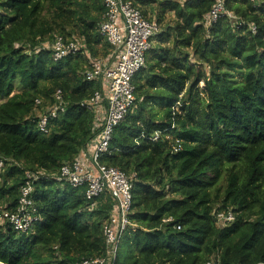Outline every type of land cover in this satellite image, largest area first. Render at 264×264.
<instances>
[{"label": "trees", "instance_id": "1", "mask_svg": "<svg viewBox=\"0 0 264 264\" xmlns=\"http://www.w3.org/2000/svg\"><path fill=\"white\" fill-rule=\"evenodd\" d=\"M135 2L161 27L133 79L135 105L100 158L132 182L134 226L112 264H264V0H226L216 20L214 0ZM104 10V0H0V203L16 205L25 169L46 171L33 228L0 223V264H74L105 252L111 196L89 210L84 186L57 180L98 135L82 103L102 85L83 73L90 57L111 52L99 32ZM57 35L84 47L55 60L45 44ZM57 90L66 110L46 134L36 111ZM220 211L235 220L218 225Z\"/></svg>", "mask_w": 264, "mask_h": 264}, {"label": "built area", "instance_id": "2", "mask_svg": "<svg viewBox=\"0 0 264 264\" xmlns=\"http://www.w3.org/2000/svg\"><path fill=\"white\" fill-rule=\"evenodd\" d=\"M256 1V0H250ZM210 20H216L226 13V0H214ZM104 14L99 32L113 49L114 58L110 63L89 59L90 67L83 73L87 80L101 82V89L82 103L95 113L94 129L97 137L81 150L70 162H64L57 180L74 187H85V197L90 202L88 209L97 206V198L108 193L113 201L109 218L104 222L102 233L105 239V252L97 257L83 258L74 264H112L117 255L120 242L130 226L132 212V182L126 172L115 166L102 164L101 156L108 152L115 127L122 122L134 107L136 88L135 75L146 65L148 51L152 48L153 37L160 26L155 19L143 14L135 0H104ZM230 16L232 14L228 12ZM253 32L256 27L251 25ZM76 38L55 36L52 42V55L55 60L69 54L78 53L83 48ZM53 102L40 110L37 125L40 131L48 134L50 122L66 110V101L60 90L52 95ZM40 99L36 104H41ZM103 112V114H101ZM103 115V118H99ZM154 141L159 139L156 133ZM6 158L0 156V172L6 167ZM21 166L20 163L15 162ZM46 171L25 169L19 197L14 207L0 203V223H9L19 233H28L37 220L36 203L33 198L35 182L45 177ZM170 220V219H168ZM235 220L233 211H220L216 214L218 225ZM166 264V263H157ZM205 264H221L219 256H213Z\"/></svg>", "mask_w": 264, "mask_h": 264}, {"label": "crops", "instance_id": "3", "mask_svg": "<svg viewBox=\"0 0 264 264\" xmlns=\"http://www.w3.org/2000/svg\"><path fill=\"white\" fill-rule=\"evenodd\" d=\"M81 42H82V41H81ZM82 44H83V42H82ZM83 45H84V44H83ZM83 47H84V46H83ZM110 50H111V52H110V54H109L106 58H95V59L101 60V61L106 62V63H110V62L113 60V58H114L113 49L110 48ZM87 56L89 57L88 52H87ZM89 59L91 60V59H93V58L90 57ZM101 114H103V112H102ZM36 115H37V114H36ZM103 115H104V114H103ZM103 115L100 116L99 118H103ZM95 120H96V117H95Z\"/></svg>", "mask_w": 264, "mask_h": 264}, {"label": "rangeland", "instance_id": "4", "mask_svg": "<svg viewBox=\"0 0 264 264\" xmlns=\"http://www.w3.org/2000/svg\"><path fill=\"white\" fill-rule=\"evenodd\" d=\"M152 15H150V17H151ZM173 17H174V15H173V13H168L167 14V16L165 17V22L166 21H168L169 19H173ZM154 19H155V17H154ZM159 24V23H158ZM160 26V25H159ZM161 27V26H160ZM45 47L47 48V49H51L52 48V41H50L49 43H46L45 44ZM18 90V88L16 87V90L15 91H17ZM39 110H37L36 111V114L38 115L39 114ZM3 203V202H2Z\"/></svg>", "mask_w": 264, "mask_h": 264}]
</instances>
